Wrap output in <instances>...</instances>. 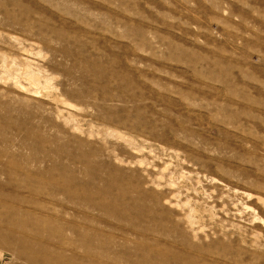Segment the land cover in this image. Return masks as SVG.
I'll return each mask as SVG.
<instances>
[{
  "label": "rangeland",
  "instance_id": "obj_1",
  "mask_svg": "<svg viewBox=\"0 0 264 264\" xmlns=\"http://www.w3.org/2000/svg\"><path fill=\"white\" fill-rule=\"evenodd\" d=\"M0 264H264V0H0Z\"/></svg>",
  "mask_w": 264,
  "mask_h": 264
},
{
  "label": "bare ground",
  "instance_id": "obj_2",
  "mask_svg": "<svg viewBox=\"0 0 264 264\" xmlns=\"http://www.w3.org/2000/svg\"><path fill=\"white\" fill-rule=\"evenodd\" d=\"M177 257H179V256H177ZM154 258V257H153ZM165 260V259H164Z\"/></svg>",
  "mask_w": 264,
  "mask_h": 264
}]
</instances>
